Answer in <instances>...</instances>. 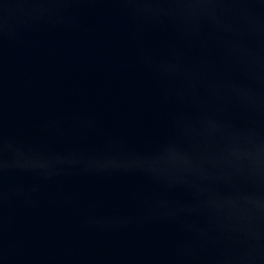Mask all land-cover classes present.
<instances>
[{
  "label": "water",
  "instance_id": "95a60500",
  "mask_svg": "<svg viewBox=\"0 0 264 264\" xmlns=\"http://www.w3.org/2000/svg\"><path fill=\"white\" fill-rule=\"evenodd\" d=\"M0 264H264V0H0Z\"/></svg>",
  "mask_w": 264,
  "mask_h": 264
}]
</instances>
